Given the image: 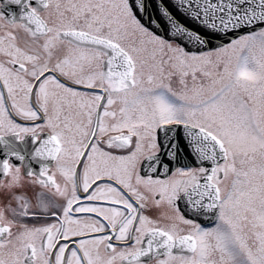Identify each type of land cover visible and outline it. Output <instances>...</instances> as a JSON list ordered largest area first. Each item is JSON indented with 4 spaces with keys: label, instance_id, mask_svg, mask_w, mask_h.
I'll use <instances>...</instances> for the list:
<instances>
[{
    "label": "snow or ice",
    "instance_id": "1",
    "mask_svg": "<svg viewBox=\"0 0 264 264\" xmlns=\"http://www.w3.org/2000/svg\"><path fill=\"white\" fill-rule=\"evenodd\" d=\"M0 264H264V0H0Z\"/></svg>",
    "mask_w": 264,
    "mask_h": 264
},
{
    "label": "water",
    "instance_id": "2",
    "mask_svg": "<svg viewBox=\"0 0 264 264\" xmlns=\"http://www.w3.org/2000/svg\"><path fill=\"white\" fill-rule=\"evenodd\" d=\"M8 11H10V9L9 10H6V13L5 14H7Z\"/></svg>",
    "mask_w": 264,
    "mask_h": 264
}]
</instances>
